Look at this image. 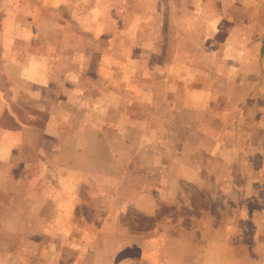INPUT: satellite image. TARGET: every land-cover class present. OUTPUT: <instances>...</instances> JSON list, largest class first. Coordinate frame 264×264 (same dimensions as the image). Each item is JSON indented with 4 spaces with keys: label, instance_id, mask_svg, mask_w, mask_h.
<instances>
[{
    "label": "crops",
    "instance_id": "1",
    "mask_svg": "<svg viewBox=\"0 0 264 264\" xmlns=\"http://www.w3.org/2000/svg\"><path fill=\"white\" fill-rule=\"evenodd\" d=\"M0 264H264V0H0Z\"/></svg>",
    "mask_w": 264,
    "mask_h": 264
},
{
    "label": "rangeland",
    "instance_id": "2",
    "mask_svg": "<svg viewBox=\"0 0 264 264\" xmlns=\"http://www.w3.org/2000/svg\"><path fill=\"white\" fill-rule=\"evenodd\" d=\"M202 198H203V195L197 193L195 200H196L197 202H200V201L202 200Z\"/></svg>",
    "mask_w": 264,
    "mask_h": 264
}]
</instances>
